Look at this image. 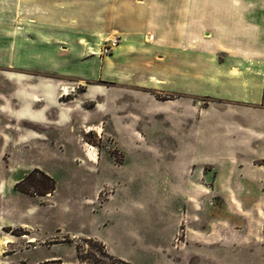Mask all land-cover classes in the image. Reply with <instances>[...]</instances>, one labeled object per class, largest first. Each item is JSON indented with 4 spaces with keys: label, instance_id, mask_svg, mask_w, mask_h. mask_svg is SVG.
<instances>
[{
    "label": "rangeland",
    "instance_id": "rangeland-1",
    "mask_svg": "<svg viewBox=\"0 0 264 264\" xmlns=\"http://www.w3.org/2000/svg\"><path fill=\"white\" fill-rule=\"evenodd\" d=\"M186 1L0 0V264H264V0Z\"/></svg>",
    "mask_w": 264,
    "mask_h": 264
},
{
    "label": "crops",
    "instance_id": "crops-1",
    "mask_svg": "<svg viewBox=\"0 0 264 264\" xmlns=\"http://www.w3.org/2000/svg\"><path fill=\"white\" fill-rule=\"evenodd\" d=\"M183 2H187L186 0H183ZM184 22H188L187 19H183V16L181 17V20H180V25L182 26L184 24ZM176 25H178L176 23ZM182 28V27H181ZM91 54V52H90ZM26 80H28L29 78H25ZM37 79V78H35ZM198 81H202L203 83L205 82V78H196ZM250 80L249 81H253L252 78H249ZM262 83H261V87L259 85H256L257 88H261V90H263V98H264V78H262ZM23 80V79H22ZM37 80H42L41 83H48L50 86L53 85L50 80H46V79H37ZM243 80V79H242ZM164 81L167 83L169 81V78H164ZM33 82H35V84H38L40 82H37L35 80H33ZM241 82V81H239ZM256 82V81H255ZM258 82V81H257ZM256 82V83H257ZM242 84H244V81L241 82ZM34 84V83H33ZM259 84V83H257ZM45 85V84H44ZM43 86V85H42ZM23 95V94H22ZM31 96H34V94H31ZM261 96V95H260ZM13 97V96H12ZM51 97L48 96V99H50ZM37 99H29L28 96H22V98H20V106H21V112L23 114H25L26 116H28L27 120L28 121H31L32 123L33 122H38L36 121L37 118H41L43 115L41 114H44L43 112L41 111H38V109H34L33 107V103H37L36 102ZM6 101H8V104L10 105L11 101L7 98ZM21 120V118H19ZM19 120V121H20Z\"/></svg>",
    "mask_w": 264,
    "mask_h": 264
},
{
    "label": "trees",
    "instance_id": "trees-1",
    "mask_svg": "<svg viewBox=\"0 0 264 264\" xmlns=\"http://www.w3.org/2000/svg\"><path fill=\"white\" fill-rule=\"evenodd\" d=\"M48 181H49V183L48 184H45V185L44 184H41V185L36 184V187L37 188H41L43 190L42 191L43 194H40V195L49 194V193H51L54 190V182H53V180L52 179H49ZM108 258L111 261H113L114 263L128 264L127 262H124L121 259L115 258V257H113L111 255H108Z\"/></svg>",
    "mask_w": 264,
    "mask_h": 264
},
{
    "label": "built area",
    "instance_id": "built-area-1",
    "mask_svg": "<svg viewBox=\"0 0 264 264\" xmlns=\"http://www.w3.org/2000/svg\"><path fill=\"white\" fill-rule=\"evenodd\" d=\"M119 36L107 39L102 46V54L106 55L113 51V48L119 43Z\"/></svg>",
    "mask_w": 264,
    "mask_h": 264
},
{
    "label": "bare ground",
    "instance_id": "bare-ground-1",
    "mask_svg": "<svg viewBox=\"0 0 264 264\" xmlns=\"http://www.w3.org/2000/svg\"><path fill=\"white\" fill-rule=\"evenodd\" d=\"M96 53L94 51H91V54H93V55H96ZM64 90H65V88H64ZM65 93H67V92H65ZM66 95H68V94H66ZM36 102H38V101L36 100ZM100 130L101 129H99V128H97L96 131L93 130L92 128L91 129L90 128H87V130L85 132L86 133H90V132L94 131V132H96L98 134V133H101ZM89 160L93 161L94 159L91 157V159H89ZM21 238H23V239H26L27 238V243L35 242V240L33 238H28L26 235L21 236ZM7 243H8V241H7Z\"/></svg>",
    "mask_w": 264,
    "mask_h": 264
}]
</instances>
